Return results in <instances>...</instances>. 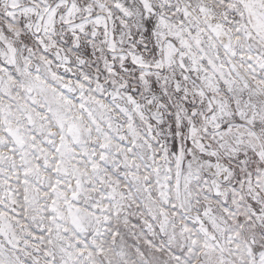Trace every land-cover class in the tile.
<instances>
[{
	"label": "snow or ice",
	"instance_id": "obj_1",
	"mask_svg": "<svg viewBox=\"0 0 264 264\" xmlns=\"http://www.w3.org/2000/svg\"><path fill=\"white\" fill-rule=\"evenodd\" d=\"M0 264H264V0H0Z\"/></svg>",
	"mask_w": 264,
	"mask_h": 264
}]
</instances>
